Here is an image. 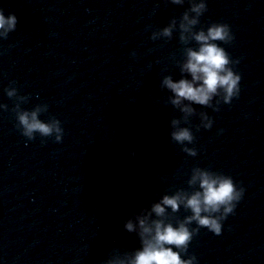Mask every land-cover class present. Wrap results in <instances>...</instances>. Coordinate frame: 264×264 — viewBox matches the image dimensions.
Returning <instances> with one entry per match:
<instances>
[{"label":"water","instance_id":"95a60500","mask_svg":"<svg viewBox=\"0 0 264 264\" xmlns=\"http://www.w3.org/2000/svg\"><path fill=\"white\" fill-rule=\"evenodd\" d=\"M190 5L0 0L5 15L18 18L0 38V104L8 106L0 110V264L123 258L140 247L125 221L166 193L194 191L187 183L194 167L230 175L245 192L222 233L200 228L188 253L199 264H264V0H207L196 30L230 25L234 40L222 46L239 61L240 94L219 111L193 105L185 122L161 82L180 79L185 50L198 47L180 40ZM173 19L172 36L159 35ZM12 81L27 97L22 108L47 105L40 118L61 121V142L21 134L18 101L4 92ZM201 111L212 117L211 129L197 130ZM174 118L191 127L195 157L171 140ZM188 214L181 207L166 219Z\"/></svg>","mask_w":264,"mask_h":264},{"label":"clouds","instance_id":"9594fccd","mask_svg":"<svg viewBox=\"0 0 264 264\" xmlns=\"http://www.w3.org/2000/svg\"><path fill=\"white\" fill-rule=\"evenodd\" d=\"M172 2L180 5L184 0ZM206 11L207 0H191L190 8L183 13L178 27L180 40L187 43L191 38L198 47L185 50L180 64V79L174 80L168 75L161 82V87L171 93L169 102L184 114L185 122L197 112L193 105L219 111L221 103L230 104L240 94L242 77L233 68L239 61L233 60L222 46L234 40L231 27L227 23L213 22L206 29L196 30L200 17ZM17 23L18 18L14 13L5 15L4 10L0 9V38H7L16 29ZM176 27L177 21L173 19L161 29L159 35L171 37ZM156 37L154 33L152 38ZM4 92L8 98L18 101L13 111L16 127L24 137L32 140L38 134L42 138L53 137L55 142L62 141L64 129L61 121L56 117L48 120L40 118L48 110L47 105H37L31 110L22 108L21 104L27 97L18 94L14 81L4 88ZM0 110L7 111L8 106L0 104ZM212 126V117L205 111L199 112L197 130L201 127L211 129ZM171 129V140L180 145L183 152L195 157L196 148L189 147L195 140L191 127L181 126V120L174 118L171 120ZM130 155L135 156L134 150ZM187 183L195 186V190L188 192L180 189L171 194L166 193L150 208L134 214V219L125 221L124 229L137 234L140 247L123 258L109 260L107 264H199L197 256L188 253L194 235L200 228L220 235L223 221L234 212L245 189L243 186L238 187L232 176L201 167L192 169ZM181 207L190 214L176 223L166 219L169 210L174 213ZM193 224L196 226L191 227Z\"/></svg>","mask_w":264,"mask_h":264}]
</instances>
